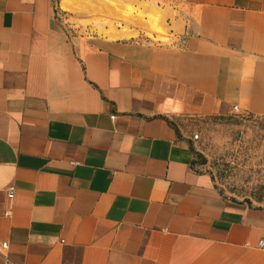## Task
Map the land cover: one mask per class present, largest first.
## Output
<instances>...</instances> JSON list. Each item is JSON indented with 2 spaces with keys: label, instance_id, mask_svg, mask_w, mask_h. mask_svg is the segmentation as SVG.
<instances>
[{
  "label": "crops",
  "instance_id": "obj_1",
  "mask_svg": "<svg viewBox=\"0 0 264 264\" xmlns=\"http://www.w3.org/2000/svg\"><path fill=\"white\" fill-rule=\"evenodd\" d=\"M181 4L170 43L72 42L53 0H0V264H264V204L192 147L264 118V0Z\"/></svg>",
  "mask_w": 264,
  "mask_h": 264
},
{
  "label": "rangeland",
  "instance_id": "obj_2",
  "mask_svg": "<svg viewBox=\"0 0 264 264\" xmlns=\"http://www.w3.org/2000/svg\"><path fill=\"white\" fill-rule=\"evenodd\" d=\"M53 0L67 37L170 43L181 0ZM159 31H156L155 29ZM194 168L228 201L264 204V118L236 110L195 121Z\"/></svg>",
  "mask_w": 264,
  "mask_h": 264
},
{
  "label": "built area",
  "instance_id": "obj_3",
  "mask_svg": "<svg viewBox=\"0 0 264 264\" xmlns=\"http://www.w3.org/2000/svg\"><path fill=\"white\" fill-rule=\"evenodd\" d=\"M234 109L237 110V106H235ZM193 137H194V140H198V139H199V134L196 133V134H194ZM9 197H10V198H13V197H14V192H13V190L10 191ZM3 247L6 248V247H7V244L4 243V244H3Z\"/></svg>",
  "mask_w": 264,
  "mask_h": 264
},
{
  "label": "bare ground",
  "instance_id": "obj_4",
  "mask_svg": "<svg viewBox=\"0 0 264 264\" xmlns=\"http://www.w3.org/2000/svg\"><path fill=\"white\" fill-rule=\"evenodd\" d=\"M64 2V1H63ZM63 7L67 10L71 8V6L69 5L68 1L66 0V2L63 3ZM156 31H159L157 28L155 29Z\"/></svg>",
  "mask_w": 264,
  "mask_h": 264
}]
</instances>
